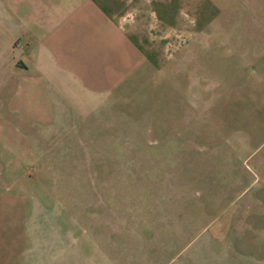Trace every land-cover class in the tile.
Listing matches in <instances>:
<instances>
[{"label": "rangeland", "instance_id": "1", "mask_svg": "<svg viewBox=\"0 0 264 264\" xmlns=\"http://www.w3.org/2000/svg\"><path fill=\"white\" fill-rule=\"evenodd\" d=\"M188 1L190 31L175 24L173 56L168 52L157 66L141 62L124 90L114 93L116 104L91 128L90 159H59V174L36 173L29 181L27 160L9 158L0 141V195L26 197L23 226L32 264H38L39 234L70 224L79 264L89 259L91 245L94 264H150L162 222H149L143 205L139 212L135 205L148 201L151 184L154 193L174 186L180 188L174 195L203 205L202 232L184 253L160 264H264V25H252L256 16L248 8L264 1ZM175 22L181 21L175 16ZM251 86L253 94L246 93ZM5 98L0 95L1 106ZM1 123L8 139L26 135ZM74 145L77 155L85 154ZM68 170L77 172L63 174ZM231 172L238 184L220 190L229 186ZM53 178L55 184H47ZM103 182L109 191L102 224ZM218 226L224 229L217 234L230 235L212 239ZM102 245L108 254H100Z\"/></svg>", "mask_w": 264, "mask_h": 264}, {"label": "crops", "instance_id": "2", "mask_svg": "<svg viewBox=\"0 0 264 264\" xmlns=\"http://www.w3.org/2000/svg\"><path fill=\"white\" fill-rule=\"evenodd\" d=\"M182 1L0 0V95L6 97L5 104L0 103V124L8 121L26 133L9 139L0 134V141L9 158L27 160L24 172L29 181L37 180L36 173L59 174L55 166L59 159H90L87 152L94 143L91 128L95 120L103 118L104 110L116 104L114 93L124 90L123 84L141 62L157 66L168 52L173 56L175 24L177 29L190 31V4ZM248 8L256 16L252 25L258 22L263 26L264 3L261 8ZM175 16L181 22H175ZM259 46L264 54V39ZM253 89L251 86V92L246 93L253 94ZM73 143L81 145L80 152L85 154L77 155ZM133 149L138 151L136 146ZM69 171L63 174L77 172ZM51 180L47 184H55V178ZM236 184L231 172L229 186L219 189L228 192ZM150 186L148 201L135 206L139 212L143 205L142 214L149 222H162L159 231L163 234L149 253L150 264H160L184 253L202 232L204 220L199 207L203 205L184 198V193L174 195V189L180 188L162 187L157 194ZM187 187L181 189L186 191ZM99 188L103 224L109 186L103 182ZM25 206L24 195H0V264L31 263L23 226ZM223 229L218 226L211 238L230 235L228 231L225 236L217 234ZM39 238L38 264H79L77 233L71 224L65 231L42 232ZM85 253L90 255L85 264H94L93 246ZM104 253L108 254V248L102 245L100 254Z\"/></svg>", "mask_w": 264, "mask_h": 264}]
</instances>
